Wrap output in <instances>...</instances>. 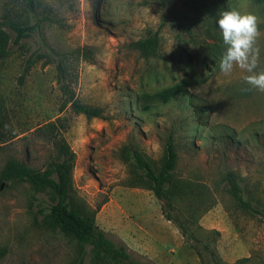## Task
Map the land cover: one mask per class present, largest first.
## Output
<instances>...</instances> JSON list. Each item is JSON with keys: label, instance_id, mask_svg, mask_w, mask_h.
<instances>
[{"label": "rangeland", "instance_id": "1", "mask_svg": "<svg viewBox=\"0 0 264 264\" xmlns=\"http://www.w3.org/2000/svg\"><path fill=\"white\" fill-rule=\"evenodd\" d=\"M5 1L0 0V20ZM45 23L0 58V101L11 139L0 169L15 159L44 170L54 158L57 122L75 154L76 202L141 264H264V4L249 0H44ZM158 33L155 56L132 44ZM100 118L75 114L57 81ZM35 60L26 71L27 59ZM184 92L163 102L171 87ZM171 142L176 184L170 206L148 190L131 156L157 171ZM233 173L258 213L227 192ZM170 187V186H169ZM46 197L26 183H0V264H89V250L52 228ZM177 224L193 241L182 237ZM212 255L214 257H212ZM215 258V262L213 259Z\"/></svg>", "mask_w": 264, "mask_h": 264}, {"label": "trees", "instance_id": "2", "mask_svg": "<svg viewBox=\"0 0 264 264\" xmlns=\"http://www.w3.org/2000/svg\"><path fill=\"white\" fill-rule=\"evenodd\" d=\"M255 4H264V0H249ZM44 0H7L4 4V12L0 20V58L9 55L8 44L11 40L9 32L14 37L12 42L18 44L22 39L28 38L33 32H41L42 26L57 22L50 9L44 8ZM159 36L154 33L147 38L138 40L132 47L139 55L148 59L157 54L159 49ZM69 57L92 61L90 48H77L69 54L62 56L58 61L57 81L62 94L65 97V105L69 104L75 114L84 115L87 119L100 118L101 111L79 103L66 85L68 68L65 62ZM34 59H27L26 71L33 64ZM184 92L179 87H171L159 94L163 102H168L172 97ZM3 104L0 101V145L11 139L8 128L3 122ZM38 131L49 135V141L54 149V158L47 164L44 170H36L20 163L15 159H9L0 169V183H26L37 194L46 197L47 207L42 211L50 226L59 233L76 243L79 249L89 250V264H141L134 260L124 245H117L109 239L105 233L97 228L94 220V211H90L76 202L73 193L72 170L75 154L71 151L62 135L58 131L57 122H50L40 127ZM136 167L142 172L145 182L155 198L164 201L170 206L174 197L176 184L172 179V172L176 163V153L171 142H168L161 167L155 171L148 160L139 152H133L131 156ZM227 192L237 206L245 212L258 213L250 201L244 198L243 191L235 175L231 172L225 176ZM170 186V187H169ZM168 221L175 224L182 237L187 241H193L177 224V220L164 214ZM2 253H0L1 257ZM212 257H214L212 255ZM215 258L213 262H215Z\"/></svg>", "mask_w": 264, "mask_h": 264}]
</instances>
